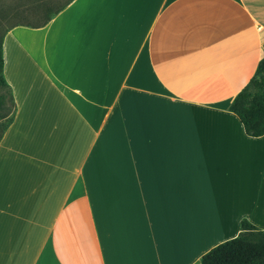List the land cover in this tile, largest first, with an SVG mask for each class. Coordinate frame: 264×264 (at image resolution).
<instances>
[{
    "label": "crops",
    "instance_id": "1",
    "mask_svg": "<svg viewBox=\"0 0 264 264\" xmlns=\"http://www.w3.org/2000/svg\"><path fill=\"white\" fill-rule=\"evenodd\" d=\"M264 0H70L2 38L0 264H200L264 229V133L228 109Z\"/></svg>",
    "mask_w": 264,
    "mask_h": 264
},
{
    "label": "trees",
    "instance_id": "2",
    "mask_svg": "<svg viewBox=\"0 0 264 264\" xmlns=\"http://www.w3.org/2000/svg\"><path fill=\"white\" fill-rule=\"evenodd\" d=\"M69 1L65 0L64 3L55 8L43 6L46 15L43 20L37 23L19 22L13 25H43ZM4 32L0 34V87L6 90L13 106V97L2 74V38ZM4 97V94L0 93V108L4 103ZM228 109L239 116L247 134L258 136L264 133V56L259 59L248 82L234 95ZM12 117L13 111L9 118L3 121L4 129ZM200 264H264V229L252 223L247 217H242L238 234L205 251L200 257Z\"/></svg>",
    "mask_w": 264,
    "mask_h": 264
},
{
    "label": "rangeland",
    "instance_id": "3",
    "mask_svg": "<svg viewBox=\"0 0 264 264\" xmlns=\"http://www.w3.org/2000/svg\"><path fill=\"white\" fill-rule=\"evenodd\" d=\"M65 0H0V34L14 23H37L45 17L46 8H55ZM0 93L4 94V103L0 108L3 121L9 118L13 111L9 95L0 87Z\"/></svg>",
    "mask_w": 264,
    "mask_h": 264
},
{
    "label": "water",
    "instance_id": "4",
    "mask_svg": "<svg viewBox=\"0 0 264 264\" xmlns=\"http://www.w3.org/2000/svg\"><path fill=\"white\" fill-rule=\"evenodd\" d=\"M263 46H264V44H263Z\"/></svg>",
    "mask_w": 264,
    "mask_h": 264
}]
</instances>
